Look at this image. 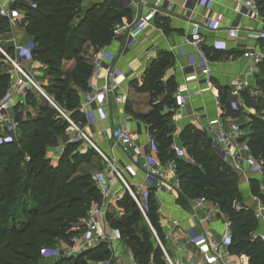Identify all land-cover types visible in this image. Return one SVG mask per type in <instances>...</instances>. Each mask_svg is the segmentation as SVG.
<instances>
[{"label":"trees","instance_id":"obj_1","mask_svg":"<svg viewBox=\"0 0 264 264\" xmlns=\"http://www.w3.org/2000/svg\"><path fill=\"white\" fill-rule=\"evenodd\" d=\"M254 2L258 15L264 18V0ZM22 7L27 38L40 46L34 59L44 65V72L50 79L43 86L44 92L70 119L84 122L78 111L77 89L88 90L91 59L83 54V48L88 46L98 51L108 45L114 25L128 16L129 10L123 9L117 0L95 2L84 11L80 9V0H30V5ZM7 26L5 19L0 17V31ZM260 40L264 49V38ZM4 49L12 52L10 45ZM203 51L211 60L224 53L207 47H203ZM71 59L74 61L72 69L64 72L61 69L63 60ZM172 59L171 52L160 51L149 63L136 90L162 97L147 114L134 116L147 125L156 143L159 160L175 162L180 202L205 197L215 203L229 222L231 253L245 255L247 264H264V243L251 237L260 224L253 212L241 203L236 173L212 149L206 132L192 124L179 130L178 140L190 160L177 156L171 149L173 125L170 120L176 107L173 97L176 84L172 77L163 80V75ZM261 70L264 71V59L259 65ZM8 81L6 68L0 73V97L6 91ZM256 84H259L258 74ZM260 84L262 95L256 101V115H249L250 133L246 137L251 154L264 161V78ZM226 90L219 88L223 104ZM245 97L250 105V100ZM25 106L36 112L31 114ZM164 107L171 110L163 112ZM12 114L19 122L16 141L0 143V264H49L43 261L40 249L53 247L56 239L68 241L76 235L78 230L72 225L86 215L91 201L100 199L88 173L75 175L77 166L88 163L95 151L88 149L79 153L75 150L78 143H67L57 165L52 166L44 155L52 139L66 131V119L36 91L27 92L25 103L15 105ZM248 184L251 195L264 204L259 181L251 178ZM235 202L239 203V208L233 206ZM15 203L22 206L23 217L19 221H16L19 213L11 206ZM118 205L123 209L120 219L110 213L107 218L111 226L118 228L121 236L132 243L134 261L137 264H166L151 230L136 229L140 218L144 217L128 193L122 195ZM156 209L154 201L148 197L146 216L157 234L162 235ZM43 240L46 246L41 244ZM109 255L107 245L100 243L73 257H58L52 264H93Z\"/></svg>","mask_w":264,"mask_h":264},{"label":"built area","instance_id":"obj_2","mask_svg":"<svg viewBox=\"0 0 264 264\" xmlns=\"http://www.w3.org/2000/svg\"><path fill=\"white\" fill-rule=\"evenodd\" d=\"M96 1V0H92ZM213 0H178V6L192 12L195 7L210 8ZM118 4L130 14L122 17L113 27L111 41L129 42L141 34L145 25H150L157 15H166L174 8L173 0H117ZM21 5H30V0H0V17L4 18L10 29L23 30L22 19L24 12L19 10ZM236 12L250 20H257L264 26V18L257 13L254 0H240ZM223 16L221 13L205 15L204 22L193 23L189 19L187 35L184 37V44L195 50V54L187 55V64L183 71L187 73L183 83L175 91L177 108L181 109L189 98L188 84L197 81L195 74L202 76L199 80L203 84V90L211 89V63L212 60L204 53L203 47L214 51H228L225 40L215 39L208 45L204 35L199 31L205 28L210 31H223L224 35L230 39H237L240 36L241 28L233 23L230 26L222 27ZM255 38H264V31L253 34ZM13 39H9L11 41ZM110 41V42H111ZM12 42V41H11ZM15 42V41H13ZM7 43V42H6ZM40 50V46L32 41L26 40L22 43H14L12 52L8 53L0 46L2 62L7 68L9 75L8 86L4 94L0 97V143L16 141L19 122L12 114L15 105L25 103L26 93L36 91L47 99L68 122L66 131L51 141V145L61 155L67 143H84L88 148L100 154L103 160V167L90 174V180L99 194V205L90 207L83 221V229L79 235L72 236L68 241H64L61 247L41 248L40 255L46 257H73L82 250H87L97 244L104 243L112 248V242L119 241L121 234L118 228L111 226L107 218L108 208L111 205H118L122 195L126 192L134 201L135 205L143 215L145 221L151 228L152 238L156 246L162 252L166 264H247L245 255L235 256L229 249L230 228L225 215L218 206L206 199L199 197L189 199L188 220L190 227L186 231L184 238H179L177 232L181 228L180 220L171 219L169 230L158 235L151 226L146 211L148 208V197L157 206L161 195H172L178 204V172L175 162L167 160L161 162L157 155V147L153 137L148 132V127L144 123V134L146 140L143 144H137L139 128L133 131L128 128L129 121L134 120L122 106L119 107L124 117L111 130L109 137V148L122 145L126 149L133 151L138 168L144 174V184H133L131 182L135 171L128 164L120 166L117 160L111 155L104 153L96 143L86 133L80 122L70 119L67 114L61 111L46 95L42 86L35 80L34 74L30 72L27 64L34 60V53ZM105 53V56L103 55ZM240 58L244 60L245 66L241 71L235 73L230 81L228 94L232 98L230 106L238 111L247 109L245 99L250 100L248 108L255 113L257 98L261 95L256 84V75L259 72V65L263 61L264 54L255 48H244L241 50ZM100 70L106 72L107 82L101 87H97L91 80L96 77ZM120 69L113 63L112 57L105 51L97 52L91 59V72L87 80L88 90L83 94L78 104V111L84 117L86 124L93 123L101 113L109 94L113 91L116 79L120 76ZM113 95V94H111ZM116 103H122L124 96L117 94L114 96ZM204 113H193V121L204 118ZM139 126V124H138ZM200 130L206 132L210 139L212 149L225 161L233 170L240 169V161L244 162L249 172L264 176V161L261 157L246 155L250 152L247 144L246 134L241 126L233 120L222 117L209 121L206 125L199 126ZM171 149L177 156L190 160L189 156L184 157L183 150L176 142H172ZM186 153V152H185ZM121 186L123 194H115L113 189L115 184ZM253 203L244 205L249 208L260 227L251 234L252 238H258L264 243V204L257 198L252 197ZM235 208H239V203H233ZM219 215L223 220V229L220 233L214 234L210 224L214 217ZM197 227H201L197 230ZM190 248L191 253L187 256L178 255L179 252ZM131 256V255H130ZM93 264H137L127 262L120 253L111 252L107 258L96 260Z\"/></svg>","mask_w":264,"mask_h":264},{"label":"crops","instance_id":"obj_3","mask_svg":"<svg viewBox=\"0 0 264 264\" xmlns=\"http://www.w3.org/2000/svg\"><path fill=\"white\" fill-rule=\"evenodd\" d=\"M102 1L103 0H96L95 2ZM173 1L175 5L172 12L166 15H157L150 25L143 26V31L135 39L130 40L128 43L125 42L126 44H124V42L119 43L117 41H111L108 45L98 50V52L101 50L105 51L112 57L113 63L120 69L121 74L115 81V86L111 92L113 95L109 94L110 96H108L101 113H99V117L90 124L80 122L86 133L96 143V145H98V147L104 151V153L111 155L119 162L118 164L120 166L124 164L130 165L133 171H135L131 182L136 185L144 184L145 180L143 172L138 168V164L135 160V154L133 151L126 149L122 145H117L110 149L109 137L112 128L124 117L123 112H121L119 109V107L122 106L126 112L128 108L130 110V113H128L131 114L134 120L138 121L137 123L136 121L130 120L128 123L129 129L135 131L137 128H139L140 130V133L137 137V144L141 145L145 142L146 136L144 134V122L136 118L134 115L147 114L151 110L152 105L159 101L162 96H150L147 92H139L136 90V84L140 82L145 69L148 67L149 63L154 58H156L160 51H169L173 55L171 63L165 69L163 80L168 77H172L176 84L173 92L176 107L172 112L170 120V123L173 125V131L171 132V135L173 136V140L176 142V145L183 150L184 157H187L185 149L178 140V132L184 125L192 124L199 128V126L206 125L211 120L222 117L238 123L247 136L250 133V128L248 126L249 115H256V112L253 114V111L248 108L246 99L245 105L247 106V109L241 112L233 109L231 106H228L227 103L230 105L232 102V98L228 94L232 76L235 73L241 71L245 66L244 60L240 58L241 50L244 48H255L264 54V49L261 46L263 41L260 40L261 38H255L253 35L256 32L264 31V26L262 23L257 20H250L236 12V8L238 7L240 0H213L209 9L199 6L195 7L192 12L188 11V9L178 6V0ZM95 2L92 0H80V9L84 11ZM22 6L23 5L19 6V10L24 12V8ZM214 13L222 14V27H227L233 23H236L241 28L240 36L237 39H230L224 35L223 31L214 32L205 29L204 27L199 29V31L204 35L207 45L215 39L225 40L228 49L230 50L221 53L219 57H217L215 60H212L211 89L203 90V84L199 82L202 76L200 73H196L195 77L197 81H193L188 84L189 98L185 105L179 109L177 108L178 105L175 91L176 88L181 83H183L184 78L187 75V73L183 71V67L188 61L187 55L195 54L194 48L184 44V37L187 35L189 28L187 20L189 19L193 23H202L204 22L205 15ZM10 33L12 34L10 39L13 40H11L12 42L9 41L8 43H10L11 47L16 42L22 43L28 40L24 29L22 31L10 29L9 34ZM67 63L71 64L68 68L65 66ZM73 63V59L63 60L61 69L64 72H68L70 69H72ZM27 67L30 72L34 74L35 79L41 75L39 78L46 80V83H39L36 80L43 89V86L47 85L48 81L50 80L44 72V65L40 61L34 59L27 64ZM106 75L107 74L104 70H100L98 75L93 77L91 80L96 84L97 87H101L107 82ZM258 77V87L260 88L259 91L262 95L260 80L264 78L263 70L258 72ZM219 88L227 89L224 95L226 104H223L220 101ZM85 92L86 91H83L79 88L77 89L79 102ZM117 94H122L124 96L122 103H116L114 96ZM25 107V109H27L31 114L36 112L35 109L30 108V106ZM168 110L171 109L168 107L163 108V112ZM195 112L204 113V118L199 121H193L192 116ZM235 112L237 114H235ZM263 114L264 111L262 112V115ZM88 149L91 148H88L84 143H82L77 144L75 150L79 153H85ZM249 154L252 155L251 152L246 153V155ZM60 156L61 155L56 149H54L52 146H48L44 158L50 165L56 166ZM93 164L98 167L97 170L103 167L102 157L96 152L88 163L82 162L77 166L75 175L83 173H88L90 175L94 172L93 170L95 166H92ZM90 165L92 167L91 171ZM227 165L229 164L227 163ZM240 167L241 168L238 170H233L231 167L230 168L236 173L238 179V188L242 198L241 203L246 206L252 204V197H255L250 193L248 184L249 179H257L259 181V189L261 193L264 194V176L249 172L246 168V165L242 161H240ZM113 191L115 194H123L121 191V186L117 183L114 185ZM189 202V199H187L185 202H180L177 204L174 201V197L172 195L160 196L159 203L157 204V206H160V212H157V214L162 233L169 230V222L171 219H178L180 220L181 228L178 230L177 234L179 238H184L186 231L190 227V222L188 220ZM96 205H99V203L91 201L89 203L88 209ZM11 206L15 207L19 213L18 215H20V217H16V221H19V219L23 217L21 211L22 206L18 205V203L12 204ZM108 209L110 210L108 212L116 219H118L116 217L117 214L119 217L123 215V209L119 205H111ZM85 216L80 218L72 225L73 229L78 230L76 235H79L83 229L82 224ZM200 228L201 227H197V230H200ZM210 228H212L214 234H218L222 231L223 220L219 215L214 217V220L210 224ZM261 230H264V226L261 227ZM63 242L64 241L62 240L56 239L54 246L61 247ZM111 247L112 248L107 247L110 253L112 251L115 253H120L123 259L127 262L134 261L133 253L127 246V242L120 239L119 241L112 242ZM122 253L126 255L124 256ZM190 253V248H188L186 251L179 252L178 255L180 254L181 256L187 257ZM55 260V257H43V261L49 264H52ZM87 263L92 262L88 261Z\"/></svg>","mask_w":264,"mask_h":264},{"label":"rangeland","instance_id":"obj_4","mask_svg":"<svg viewBox=\"0 0 264 264\" xmlns=\"http://www.w3.org/2000/svg\"><path fill=\"white\" fill-rule=\"evenodd\" d=\"M9 31H10V28L7 26V28H4L2 31H0V46L4 49V46H6V45H10V43H8L9 41V39L12 37V34L10 33L9 34ZM7 42V43H6ZM13 44V43H12ZM124 44H126V43H124ZM10 48V47H9ZM5 50V49H4ZM97 52L98 51H94V49H92V48H90V47H87V46H84V48H83V54L84 55H86V56H90V59H92L93 58V56H95L96 54H97ZM71 64L70 63H67L65 66L68 68L69 66H70ZM4 70H6V67H5V65H4V63L2 62V58L0 57V73H2ZM39 77H41V75L39 76ZM37 78V79H35V80H37L39 83H46V80H44V79H42V78ZM30 108H32V107H30ZM30 110V109H29ZM22 163H23V161L19 164V166L21 167L22 166ZM92 166H95L94 164L92 165ZM98 169V167L97 166H95L94 167V170L93 171H95V170H97ZM92 170V167H91V165H90V171ZM114 215V214H113ZM116 217L118 218V219H120V217H119V215L117 214L116 215ZM139 224L136 226V229L139 231V230H144V231H148V232H150V230H151V228H150V226L147 224V222L145 221V219L144 218H140V221L138 222ZM121 240H123V241H127L126 239H125V236H121ZM42 245H44V246H46L47 244H46V242L43 240L42 241V243H41ZM127 246L130 248V251L132 252V243H130V242H128L127 241ZM46 247H48V246H46ZM53 247H56V246H53ZM122 255H126V254H123L122 253Z\"/></svg>","mask_w":264,"mask_h":264},{"label":"water","instance_id":"obj_5","mask_svg":"<svg viewBox=\"0 0 264 264\" xmlns=\"http://www.w3.org/2000/svg\"><path fill=\"white\" fill-rule=\"evenodd\" d=\"M103 55L105 56V53H103Z\"/></svg>","mask_w":264,"mask_h":264}]
</instances>
